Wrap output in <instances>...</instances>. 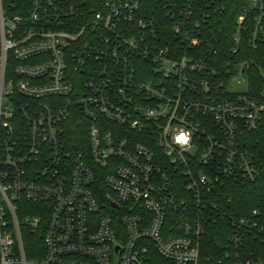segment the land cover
Wrapping results in <instances>:
<instances>
[{
	"label": "built area",
	"instance_id": "1",
	"mask_svg": "<svg viewBox=\"0 0 264 264\" xmlns=\"http://www.w3.org/2000/svg\"><path fill=\"white\" fill-rule=\"evenodd\" d=\"M199 2L166 0L162 26L142 0H0V264H201L216 216L220 263L264 264L239 192L261 175L264 0L230 40Z\"/></svg>",
	"mask_w": 264,
	"mask_h": 264
},
{
	"label": "trees",
	"instance_id": "2",
	"mask_svg": "<svg viewBox=\"0 0 264 264\" xmlns=\"http://www.w3.org/2000/svg\"><path fill=\"white\" fill-rule=\"evenodd\" d=\"M82 1L84 2V6L98 7L97 0ZM165 1L142 0L143 14L148 18H156L159 25H169V8L165 7ZM182 1L190 2L191 0ZM250 4L251 0H200L197 5L201 10L210 13L212 16L210 21L211 26L205 29L206 32H215L221 39L226 38L230 40L232 33L236 30V21L243 15L244 8H249ZM260 14L262 16L263 29L255 39L253 49L251 50L247 46L246 57L252 58L255 61V65L264 68V9L261 13L257 10L249 12L252 23L251 30L253 31L255 30L254 19ZM223 47L228 48V42L227 46ZM252 72L253 89L257 92L264 90V78L261 77L258 67L254 66ZM245 146L257 158L261 168V175L255 184L240 188V200L245 203L244 210H251L255 207L260 208L262 211L261 221L264 223V126L247 134ZM245 213L246 211L241 212V214ZM231 234H233L232 228L226 220H221L217 216L214 220H211L210 228L207 230L202 241L204 256L201 264H221L220 260L224 258L225 251L229 248ZM249 247H251L255 255L264 259V242H261L255 234L252 235L251 241L248 242Z\"/></svg>",
	"mask_w": 264,
	"mask_h": 264
}]
</instances>
